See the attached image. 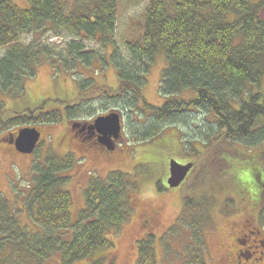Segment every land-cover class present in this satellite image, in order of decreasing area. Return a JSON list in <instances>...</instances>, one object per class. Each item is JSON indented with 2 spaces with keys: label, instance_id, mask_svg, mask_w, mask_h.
Segmentation results:
<instances>
[{
  "label": "trees",
  "instance_id": "1",
  "mask_svg": "<svg viewBox=\"0 0 264 264\" xmlns=\"http://www.w3.org/2000/svg\"><path fill=\"white\" fill-rule=\"evenodd\" d=\"M25 1L28 9L23 10L10 0H0V47L6 48L0 59V96L22 97V78L34 75L33 68L42 57L66 69L74 68L78 62L86 65L88 58L95 56L85 48L87 42L112 46L118 87H94V81L85 80L80 88L91 89L87 94L90 98L80 99V92L76 103L57 102L64 106L62 111L44 112L42 106L12 113L0 102V133L49 126L63 119L72 121L83 114L92 118L88 112L93 111L89 109L93 102L103 113L111 106L131 118L134 141H152L163 128L180 127L200 139L189 144L195 155H201L196 150L203 146L205 157L213 158L207 167L196 171L199 178L194 187L203 205L216 191L223 193L218 180L211 179L217 185H208L209 176L230 174L241 158L235 147H254L264 140V0H146L142 19L132 21L124 40L127 60L113 40L119 0ZM127 1L134 4L138 0ZM47 34L52 38L67 36L69 42L59 47L38 43ZM25 35L31 36L29 44L20 41ZM160 54L165 68L159 91L177 99L152 108L144 101L141 87L149 64ZM184 91H193L196 98L179 99ZM146 112V121L139 123L138 118ZM204 113L211 119L197 122V116ZM258 157L260 165L239 168L248 170L250 176L239 177L234 170L228 177L241 195L248 194L254 203H263L264 183L259 179L264 180V152ZM229 158L236 162L231 163ZM71 165L69 155L63 159L49 155L43 165L32 166L33 186L24 209L33 230L20 228L6 201L0 198V264H44L56 253L62 264H75L93 257L96 261L104 251L114 248L109 236H114L131 216L133 202L128 200V186L130 182L135 187L139 185L126 179L130 175L118 172H111L105 182L92 181L83 194L84 209L75 220L71 216L70 193L63 190L68 183L63 172ZM140 168L136 167L133 175H138ZM155 187L163 191L159 182ZM228 202L224 200L223 209ZM183 205L181 217L192 220L201 215L199 205L191 199L184 198ZM86 214L91 215L89 220ZM259 217L264 220V211ZM198 228L202 232L200 226L192 230ZM193 236L196 244L203 237L198 232ZM149 246L148 242L139 247L137 264H152ZM199 254L185 264H203Z\"/></svg>",
  "mask_w": 264,
  "mask_h": 264
},
{
  "label": "rangeland",
  "instance_id": "2",
  "mask_svg": "<svg viewBox=\"0 0 264 264\" xmlns=\"http://www.w3.org/2000/svg\"><path fill=\"white\" fill-rule=\"evenodd\" d=\"M10 1L20 9H28L25 0ZM146 6V0H138L134 4L127 0H119L113 40L126 60L128 55L125 52L124 40L126 41L129 36L132 21L138 22L142 19ZM231 19L229 18V20ZM61 37L52 38L47 34L37 40L43 46L59 47L69 42L67 36ZM30 39V35H25L20 38V41L29 44ZM84 46L91 50L95 56L91 55V59L88 58L89 61L86 65L78 62L72 69H66L57 64L55 60L42 57L33 68L34 75H25L22 78V97L12 98L8 94L0 96V102L3 103L6 111L22 113L39 109L42 105L44 112L54 109L62 111L64 106H59L57 102L74 101L76 103L77 99L90 98L87 94L91 89L84 88L81 90L80 88L81 85L85 84V80L89 79L94 81V87L106 86L116 90L118 80L115 65L112 63V46L110 44L98 45L96 42H88ZM5 53L6 48L0 47V59ZM164 68V56L160 54L149 64L144 73L145 82L141 87V93L149 107L160 108L167 100L177 99V96L169 98L159 91L160 77ZM80 92L81 97L79 96V99L77 95ZM262 92L264 93V80ZM178 98L184 101H193L196 94L193 91H184ZM93 103L92 107L89 108L93 111L88 112V115L100 116L103 112L96 105V102ZM105 110L109 113L118 111L111 106H107ZM9 116L12 114L10 113ZM85 116L83 114L81 118L74 119L72 122L91 123V120ZM147 117L148 114L143 113L137 121L144 123ZM204 119L210 120L211 118L206 113L196 118L197 122ZM72 122L63 120L58 124L49 126L36 125L42 134V140L38 144L36 152L31 154H20L9 142L0 141V197L10 200L14 205V209L10 207V210H15L16 213L11 212V215L14 219L16 215L18 216L20 228L27 227L33 230L32 224L28 221L22 207L27 196V186L33 183L31 169L34 163L43 165L48 155H55L56 158L57 156L64 158L69 155L72 159V165L68 171L63 172L64 176L69 178L63 190L70 192L71 214L75 220L84 207V191L82 189L86 187L88 180L105 182L111 172H118L130 175L126 179L128 181L132 179L139 185L137 186L138 189L131 182L128 186L127 193H132L128 200L133 202L132 208H130L131 216L126 224L116 230L114 236H109L114 248L104 251L101 255L102 258H98L96 261L93 257L75 264H137L139 247H145L148 242L153 251L152 264H185L190 257H199L200 252L203 264H221L223 257L218 253V245L230 227L239 224L246 217L244 211L249 212L253 209L252 204L247 203L246 200L248 199L236 190L234 182H231L228 176H231L235 172L234 170L238 172L239 177L247 176L249 175L248 170L240 171V166L250 168L252 165L253 167L260 165L258 155L264 152V140L254 147H235V151L241 154V158L238 165L232 171L230 170L228 176L222 177L223 173L209 176L208 185H213L211 179L218 180L223 193L215 192L216 198L211 204L216 206L213 210L207 209L208 206L202 207L201 215H197L196 222L202 223L200 224L202 232H200L199 228L192 230V227L186 222L188 218H182L183 216L181 217L179 214L181 208L184 207V198H189L196 204L203 202L194 187L198 184L196 181L199 178L196 171L207 167L213 159L211 156L205 157L203 146L198 147V151L203 153L201 156L195 155L192 148L189 147L193 139H198L196 135L180 127L169 126L163 128L161 135L152 141L133 143L135 136L132 134V119L124 117L123 140L119 142L116 151L101 153L102 150H97L100 153H95L92 150L97 149V147L87 145L81 140H79L81 147L75 146V140L71 139L73 136L69 131ZM8 135V132L0 133V136L7 137ZM198 140L200 141V139ZM148 151L152 153H148ZM70 152L72 154H67ZM170 159H175L179 163L190 161L195 164V172L183 186L162 192L156 189L155 183L167 175V164ZM229 160L231 163L236 162L232 158ZM137 166H142V168L139 169L138 175H133ZM259 181L264 183L263 179H259ZM215 185L217 184L213 186ZM17 190L19 194L16 196ZM225 199L229 201L227 205L231 206L222 209V213H219L218 210L222 208ZM234 210L237 211L234 213ZM151 211L157 212L156 224L150 231H144L142 229L143 214ZM86 215L87 220H89L91 215ZM197 232L203 236L198 244L194 241L193 236ZM106 255L108 256L106 257ZM44 264H62L60 254H53Z\"/></svg>",
  "mask_w": 264,
  "mask_h": 264
},
{
  "label": "flooded vegetation",
  "instance_id": "3",
  "mask_svg": "<svg viewBox=\"0 0 264 264\" xmlns=\"http://www.w3.org/2000/svg\"><path fill=\"white\" fill-rule=\"evenodd\" d=\"M74 132L76 136L74 142L78 148L81 147L79 140L98 146V136L93 131H80L78 129ZM11 137L12 135L8 136L7 139L10 140ZM103 151L105 150L103 149ZM261 195H264V190ZM245 197L248 199L246 200L247 203L252 204L253 209L249 212L244 211L246 217L239 224L231 226L218 245V253L223 257L221 264H264V220L259 217L261 211L264 210V201L263 203H254L255 200L248 194H245ZM156 215V211L143 214V230L150 231L154 227Z\"/></svg>",
  "mask_w": 264,
  "mask_h": 264
},
{
  "label": "water",
  "instance_id": "4",
  "mask_svg": "<svg viewBox=\"0 0 264 264\" xmlns=\"http://www.w3.org/2000/svg\"><path fill=\"white\" fill-rule=\"evenodd\" d=\"M76 125L73 128H78ZM85 130V126L82 127ZM88 130H95L97 134L103 136L105 145L111 144V138L118 139L120 136V119L117 114H111L106 117H99L94 120L93 125L88 127ZM40 139V133L35 128H24L18 131L16 138L10 141L15 150L20 154H31ZM191 164L185 166L179 165L174 160L169 163L170 177L167 180L169 188H177L184 181L190 169Z\"/></svg>",
  "mask_w": 264,
  "mask_h": 264
}]
</instances>
